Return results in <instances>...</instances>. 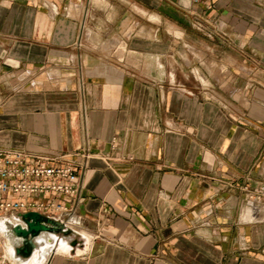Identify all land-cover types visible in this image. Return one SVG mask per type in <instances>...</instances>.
Returning <instances> with one entry per match:
<instances>
[{"label": "crops", "instance_id": "crops-1", "mask_svg": "<svg viewBox=\"0 0 264 264\" xmlns=\"http://www.w3.org/2000/svg\"><path fill=\"white\" fill-rule=\"evenodd\" d=\"M98 1L0 0V148L91 155L37 254L264 264V0Z\"/></svg>", "mask_w": 264, "mask_h": 264}, {"label": "built area", "instance_id": "built-area-1", "mask_svg": "<svg viewBox=\"0 0 264 264\" xmlns=\"http://www.w3.org/2000/svg\"><path fill=\"white\" fill-rule=\"evenodd\" d=\"M90 156L87 151L50 157L0 148V219L16 225L22 221L19 213L34 211L61 220L73 214L81 201ZM246 191L255 216L264 208V187Z\"/></svg>", "mask_w": 264, "mask_h": 264}, {"label": "water", "instance_id": "water-1", "mask_svg": "<svg viewBox=\"0 0 264 264\" xmlns=\"http://www.w3.org/2000/svg\"><path fill=\"white\" fill-rule=\"evenodd\" d=\"M21 222L16 226H11L13 235L23 241L16 247V256L29 259L33 252L44 242L41 239L47 238L51 243L58 241L59 234L71 237L75 230L69 227L63 220L55 219L48 215L30 211L29 213H19ZM39 241V244L36 242ZM78 240H74L73 245H77Z\"/></svg>", "mask_w": 264, "mask_h": 264}, {"label": "clouds", "instance_id": "clouds-1", "mask_svg": "<svg viewBox=\"0 0 264 264\" xmlns=\"http://www.w3.org/2000/svg\"><path fill=\"white\" fill-rule=\"evenodd\" d=\"M7 223H11L13 227L16 225L13 221L0 220V244H6L8 248V264H46V259L37 255L38 252L42 253L44 251L41 248H37L36 251L33 252L32 256L27 260L16 256L15 248L20 246L23 241L13 235L10 228L6 226ZM36 243L39 244V241ZM33 257H36V259H33Z\"/></svg>", "mask_w": 264, "mask_h": 264}, {"label": "bare ground", "instance_id": "bare-ground-1", "mask_svg": "<svg viewBox=\"0 0 264 264\" xmlns=\"http://www.w3.org/2000/svg\"><path fill=\"white\" fill-rule=\"evenodd\" d=\"M0 220L7 221V219H5V218H3V217H1ZM6 226H7L8 228L11 227V226L8 225V223L6 224ZM41 242H44V243H43L41 246H39L38 248H41V249L44 250L42 253H44L46 249H51V248L54 247V246H53L54 243L49 242V241L47 240V238H45V239H41ZM61 242H63V241H61ZM60 245H61V244H60ZM62 245H63V244H62ZM63 247H64V246H63ZM5 248H6V255L9 256L7 246H6ZM67 248H68V247H67ZM15 253H16V248H15ZM37 255H38V254H37ZM38 256H39V255H38ZM33 259H36V257H33Z\"/></svg>", "mask_w": 264, "mask_h": 264}, {"label": "rangeland", "instance_id": "rangeland-1", "mask_svg": "<svg viewBox=\"0 0 264 264\" xmlns=\"http://www.w3.org/2000/svg\"><path fill=\"white\" fill-rule=\"evenodd\" d=\"M35 2H38V0H34ZM49 1H51V0H49ZM98 2H100V0L98 1ZM137 25H139V24H137ZM137 25L136 24H133V25H131L129 28H130V31H132V30H135L136 29V27H137ZM12 219V218H11ZM10 219V220H11ZM6 244H3V250H6Z\"/></svg>", "mask_w": 264, "mask_h": 264}]
</instances>
